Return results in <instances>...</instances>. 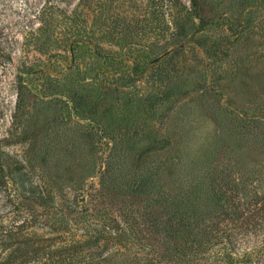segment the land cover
Here are the masks:
<instances>
[{
    "label": "rangeland",
    "instance_id": "374dc122",
    "mask_svg": "<svg viewBox=\"0 0 264 264\" xmlns=\"http://www.w3.org/2000/svg\"><path fill=\"white\" fill-rule=\"evenodd\" d=\"M79 1L0 0V262L134 226L109 194H252L264 176V0H201V31L152 0H86L95 58L73 46ZM103 239L99 264L145 256Z\"/></svg>",
    "mask_w": 264,
    "mask_h": 264
},
{
    "label": "trees",
    "instance_id": "16d2710c",
    "mask_svg": "<svg viewBox=\"0 0 264 264\" xmlns=\"http://www.w3.org/2000/svg\"><path fill=\"white\" fill-rule=\"evenodd\" d=\"M200 1L189 0L186 7L177 0H152V8L156 15L161 16L165 12L172 16L173 10L179 8L198 20L201 31L210 21L201 18ZM90 6L86 0H80L67 17L75 28V52L78 55L87 52L95 58L99 48L93 35L86 31L88 15L87 10H83L84 7L89 10ZM91 8L93 10L97 6ZM85 44H89L90 49H82ZM108 59L110 65L116 68L117 60ZM95 70L94 67L91 69L92 72ZM98 126L101 127V124ZM105 173L109 175V172ZM5 188V172L0 162V189ZM147 188L146 183L138 186L142 192ZM250 192L252 194H109V204L114 202L118 206H125L127 214H130L125 215V220L129 222L132 219L134 226L117 227L116 231L119 232L101 227L96 230L100 236L90 235L88 239L37 249L36 252H41L45 258H21L0 264H99L92 258L93 252L90 250L92 244L95 245L102 237L106 244L122 247L115 248V255L128 247L145 252V256L137 257L140 259H136L135 264H264V176L260 181H253ZM132 197L138 199L133 207L130 204ZM105 198L104 194H91L90 203L94 206L102 204ZM89 206L88 201L81 212L82 217L89 215ZM114 222L119 224L117 220ZM59 230L56 235L62 239L67 230ZM112 256L113 253L103 261L117 264Z\"/></svg>",
    "mask_w": 264,
    "mask_h": 264
}]
</instances>
